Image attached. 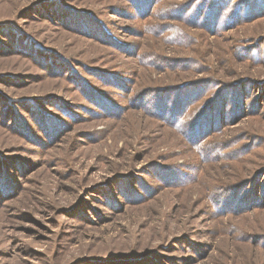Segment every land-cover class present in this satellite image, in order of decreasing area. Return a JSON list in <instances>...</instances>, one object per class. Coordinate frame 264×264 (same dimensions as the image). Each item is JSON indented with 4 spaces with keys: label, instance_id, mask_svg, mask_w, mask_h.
<instances>
[{
    "label": "rangeland",
    "instance_id": "1",
    "mask_svg": "<svg viewBox=\"0 0 264 264\" xmlns=\"http://www.w3.org/2000/svg\"><path fill=\"white\" fill-rule=\"evenodd\" d=\"M0 264H264V0H0Z\"/></svg>",
    "mask_w": 264,
    "mask_h": 264
}]
</instances>
